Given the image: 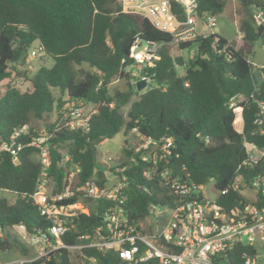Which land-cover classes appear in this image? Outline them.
I'll list each match as a JSON object with an SVG mask.
<instances>
[{
    "label": "trees",
    "instance_id": "16d2710c",
    "mask_svg": "<svg viewBox=\"0 0 264 264\" xmlns=\"http://www.w3.org/2000/svg\"><path fill=\"white\" fill-rule=\"evenodd\" d=\"M196 2L200 17L206 13L216 15L226 4V0ZM238 2L244 15L239 24L242 45L236 49L216 33L175 42L171 33L158 29L147 17L124 12L118 0H0V82L19 73L18 66L24 64L34 42L39 51L53 60L52 66H41L28 77L30 90L6 85L0 95V141L55 109L91 104L94 112L87 131L70 130L61 114L47 126L50 164L46 174L53 183L51 194L64 191L70 166L78 169L75 187L95 176L103 188L106 175L102 179L97 175L98 142L135 129L141 144L151 140L144 148L137 142L122 148L127 159L120 163L128 182L125 208L135 223L149 214L150 202L173 203L174 190L159 176L164 170L171 180L181 183L204 185L213 181L216 201L226 211L247 202L260 206L261 202L248 199L240 190L247 188L257 175H264V158L244 164L248 158L244 142L264 148V67L254 66L249 58L252 44L263 37L257 34L250 5L264 3ZM171 10L179 19L184 18L178 3L173 1ZM137 38L160 44V59L155 66L138 71L150 78L142 91L135 88L137 78L131 74L135 60L130 53ZM190 48H194V55L189 59L172 54L173 49ZM83 65L88 69H76ZM114 80L127 81V89L111 92L109 87ZM55 92L59 93L57 97ZM134 95L124 115L120 109ZM259 115L262 117L257 123ZM167 140L170 144L164 147ZM62 143L68 145L65 162L59 151ZM152 146L157 148L154 157L149 153ZM17 160L13 163L7 152L0 154V189L15 197L13 202L0 197L2 250L8 249L12 240L21 244L10 233L13 226L22 224L27 233H33L37 228L45 232L49 224L29 197L36 190L41 173L35 149H21ZM146 170H150L148 177L144 176ZM237 177L238 188L234 186ZM99 196L84 198L83 192L73 189L71 196L60 201H94V208L79 213L74 219L75 228L61 237L63 244H80L78 235L91 232L100 224L97 213L104 211L106 202ZM82 252L94 256L96 264L119 262L113 252ZM84 261L76 260L71 250L59 248L31 264L88 263Z\"/></svg>",
    "mask_w": 264,
    "mask_h": 264
},
{
    "label": "built area",
    "instance_id": "2783aa9c",
    "mask_svg": "<svg viewBox=\"0 0 264 264\" xmlns=\"http://www.w3.org/2000/svg\"><path fill=\"white\" fill-rule=\"evenodd\" d=\"M124 12H136L147 17L155 27L171 33L174 41H186L200 35L206 37L215 25L212 14L200 17L196 0H118ZM178 3L184 12L179 19L171 10L172 2ZM253 22L256 27L262 26L264 31V5H250ZM202 25L207 30L198 31ZM160 44L154 41L143 42L137 38L130 55L134 58L133 68L137 72L131 74L137 80L150 78L139 75L144 67H154L160 59ZM35 54V50H32ZM264 67V66H263ZM92 112H94L92 110ZM82 103L65 105L61 119L70 130L89 129V118ZM133 131H136L135 129ZM27 136V140H22ZM49 136V135H48ZM48 136H33L28 124L13 130L7 140L0 141V154L7 152L13 163H17L18 152L25 147H33L41 163V173L36 190L29 195L40 214L49 221L45 232L37 228L27 233L22 224L23 240L36 250L31 259L18 260L17 264H31L36 259L49 256L59 248L75 250L78 260L96 264L94 256H86L83 249H94L102 254L113 252L119 258L118 264H264V175H257L245 189L253 191L252 200L261 202L257 206L253 202L243 203L239 208L224 210L216 201V197L203 195V185L181 183L171 180L167 170L159 176L165 184L174 190L176 197L172 204L149 203V214L138 223L131 220L126 212L128 199V182L124 169H116L115 180L110 185L100 188L94 177L77 186L83 196L99 198L106 202L102 220L91 232L78 235L82 242L77 245H65L61 237L75 228V218L86 212L79 202L62 203L63 198L73 194L67 188L61 193L48 194L43 189L42 177L50 164ZM143 146L151 142L146 140ZM170 142L164 145L166 147ZM248 158L244 164L257 163L264 158V148L244 142ZM68 159V157L66 158ZM76 172L78 169H75ZM150 170L144 172L148 177ZM240 177L234 186L238 188ZM244 195V190H240ZM97 213V216H98ZM99 217V216H98ZM239 246H243L239 249Z\"/></svg>",
    "mask_w": 264,
    "mask_h": 264
},
{
    "label": "rangeland",
    "instance_id": "374dc122",
    "mask_svg": "<svg viewBox=\"0 0 264 264\" xmlns=\"http://www.w3.org/2000/svg\"><path fill=\"white\" fill-rule=\"evenodd\" d=\"M155 2H160L161 0H153ZM259 2H264V0H259ZM251 12V10H250ZM244 15V8L238 2V0H226V4L222 12L217 13L213 16L215 25L212 27L211 31L216 33L222 37H224L229 44L239 48L242 44V34L239 31V24L242 16ZM203 29L206 30L205 27ZM264 37L258 38L252 44V54L249 57L253 63L259 64L264 62ZM39 45L37 42H34L27 51V57L23 65L18 66L19 73H12L10 78L4 79L0 82V95L4 92L6 85H11L17 87L20 91H28L31 89V84L28 81V77H30L34 72L38 70L41 66L50 67L53 64L52 58L44 55L41 51H39ZM32 50H35V54H32ZM172 54L174 56H182L185 59H189L194 55V48L185 49V50H172ZM76 69H88L87 65L76 66ZM131 71L137 72L134 68ZM134 79V78H133ZM133 79L131 81H133ZM110 91L113 92L115 89H119L121 91H125L127 89V81L125 80H114L110 84ZM144 90V89H142ZM141 90V91H142ZM56 97L59 93L55 92ZM135 99V95L131 97L130 101L123 106L120 110L125 115L127 110L129 109L130 103ZM84 111L86 114L92 113L94 110V106L91 104H83ZM64 107V106H63ZM63 107L59 109H55L48 116H45L42 119H32L29 127L30 133L33 136L44 135L48 136L47 126L55 122V120L61 114ZM136 131L132 132H119L113 138L110 139H102L98 142L96 146V159L99 163V170H103L106 175V179L104 184L110 185L115 180L116 169H121L120 163L123 160H127L122 155V148L124 146L129 147V145H139V147L144 148L143 144H141V139L136 136ZM50 137V136H48ZM49 139V138H48ZM145 143H147L145 141ZM156 147L152 146L149 149L150 156L154 157L156 155ZM59 151L63 154L62 162H65L68 157V145L66 143H62L59 146ZM38 158V156H37ZM39 159V158H38ZM76 168L73 166L69 167V173L67 176V188L73 190L75 189L76 179ZM114 169V170H109ZM42 185L44 187V191L48 194H51L52 190V181L47 176L44 175L42 177ZM95 178V176H94ZM96 179V178H95ZM244 195L252 200L253 191L249 189H243ZM202 193L204 196L209 198H214L217 196V191L213 187V181H209L208 183L203 185ZM0 197H6L10 202H13L15 197L5 190L0 189ZM85 198V196H84ZM79 206L83 208V210L89 211L94 208V201L84 199V202H80ZM10 233L14 235V238L18 239L21 244H17L12 240V244L8 249L2 250L0 249V264H17L16 261L21 259H31L36 255V250L25 243L23 240V234L21 232V228L18 226H13L10 229ZM4 234L0 231V238H3ZM73 257L78 260L77 252L75 250H71Z\"/></svg>",
    "mask_w": 264,
    "mask_h": 264
},
{
    "label": "water",
    "instance_id": "95a60500",
    "mask_svg": "<svg viewBox=\"0 0 264 264\" xmlns=\"http://www.w3.org/2000/svg\"><path fill=\"white\" fill-rule=\"evenodd\" d=\"M213 15V13H211ZM257 34L258 36H263L264 37V31H263V28L262 26H258L257 27ZM147 85V82L145 80H137L135 82V88L138 90V91H141L142 89H144ZM261 115L258 116V119L256 120V122L258 123L261 119ZM97 175H98V178L102 179L103 178V173L101 170H98L97 171ZM98 220H102V217L100 216V213H98Z\"/></svg>",
    "mask_w": 264,
    "mask_h": 264
},
{
    "label": "crops",
    "instance_id": "0c3cea01",
    "mask_svg": "<svg viewBox=\"0 0 264 264\" xmlns=\"http://www.w3.org/2000/svg\"><path fill=\"white\" fill-rule=\"evenodd\" d=\"M262 3H264V2H262ZM261 5H264V4H261ZM207 30V29H206ZM205 29H203V26L202 25H200L199 27H198V31L199 32H203V31H206ZM212 32V31H211ZM213 33V32H212ZM242 45V44H241ZM234 48H236V49H238L237 47H235V46H233ZM241 47V46H240ZM239 47V48H240ZM263 47H264V45H263ZM251 60V59H250ZM251 62H252V64L254 65V66H256V67H263L264 66V62H262V63H259V64H255V63H253V61L251 60ZM103 175H105V173L103 172ZM104 177V176H103ZM21 260H25V259H21Z\"/></svg>",
    "mask_w": 264,
    "mask_h": 264
}]
</instances>
